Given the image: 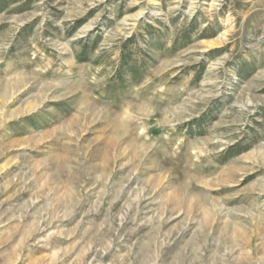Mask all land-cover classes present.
<instances>
[{
    "label": "rangeland",
    "instance_id": "obj_1",
    "mask_svg": "<svg viewBox=\"0 0 264 264\" xmlns=\"http://www.w3.org/2000/svg\"><path fill=\"white\" fill-rule=\"evenodd\" d=\"M0 264H264V0H0Z\"/></svg>",
    "mask_w": 264,
    "mask_h": 264
}]
</instances>
